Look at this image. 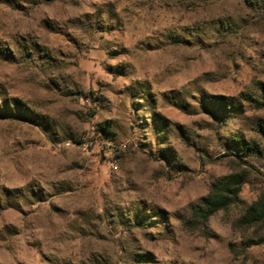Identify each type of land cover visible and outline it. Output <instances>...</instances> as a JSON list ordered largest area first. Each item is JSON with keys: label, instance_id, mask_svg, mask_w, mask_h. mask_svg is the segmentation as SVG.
<instances>
[{"label": "rangeland", "instance_id": "rangeland-1", "mask_svg": "<svg viewBox=\"0 0 264 264\" xmlns=\"http://www.w3.org/2000/svg\"><path fill=\"white\" fill-rule=\"evenodd\" d=\"M249 1L0 0V264H264ZM231 176L232 206L194 218Z\"/></svg>", "mask_w": 264, "mask_h": 264}, {"label": "trees", "instance_id": "trees-1", "mask_svg": "<svg viewBox=\"0 0 264 264\" xmlns=\"http://www.w3.org/2000/svg\"><path fill=\"white\" fill-rule=\"evenodd\" d=\"M249 2L255 8L264 9V0H250ZM259 128L260 132L264 135V126L259 125ZM235 142L236 144L240 143L239 141ZM239 149H242L240 145ZM241 151L244 153V157L258 154L264 155V148L256 142L244 145ZM238 156L240 162L245 164V161L241 159V155ZM242 183L243 178L235 176L215 183L209 193L200 200L199 205L194 211V218L205 223L215 213L230 208L241 192ZM244 219L251 224L264 221V196L247 209Z\"/></svg>", "mask_w": 264, "mask_h": 264}]
</instances>
